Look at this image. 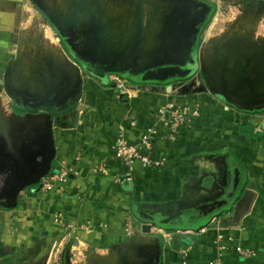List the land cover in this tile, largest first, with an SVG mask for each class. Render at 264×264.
Masks as SVG:
<instances>
[{"label":"crops","instance_id":"1","mask_svg":"<svg viewBox=\"0 0 264 264\" xmlns=\"http://www.w3.org/2000/svg\"><path fill=\"white\" fill-rule=\"evenodd\" d=\"M14 1L18 0H0V23L13 21ZM1 52L2 48L0 56ZM105 80L97 81L101 99L87 95L78 106L76 126L65 123L62 128L46 114L33 116L41 121L32 123V115L14 109L0 83V146L17 163L27 159L32 165V156L38 159L36 153L42 150L51 125L56 153L50 171L60 167L68 173V179L57 184L59 192L40 196L41 191L30 190L32 201L29 197L23 201L32 204L29 226L35 230L43 227V234L51 237L58 232L60 221L62 230L70 231L88 253H141L146 260L143 264H155V256L158 264H264V112L245 115L204 94L198 100L201 116H193L171 131L160 111L169 101L193 108L195 99L173 96L158 84L140 85L130 80L134 90L118 97L108 85L111 82ZM148 129L152 130V147L147 152L137 144ZM119 133L128 144L137 145L141 155L160 161V166L149 167L139 159L132 163L116 159L113 146ZM251 136L257 137L252 141L247 138ZM232 155L247 173L239 202L201 230L167 231L158 226L175 227L187 214L201 219L221 204L215 200L214 207L202 213L196 209L198 204L211 203L204 199L217 194L214 186L209 190L207 182L203 184L205 177L212 176L210 166L214 163L221 160L220 164L226 165L225 171L224 167L220 171L229 185L221 196L237 186L239 167L230 163ZM4 165L0 159V175ZM22 193L15 208L0 209V224L7 225L4 232L11 236L1 237L3 243L20 242L21 221L31 212L22 204ZM134 221L140 222L141 231ZM145 224L153 225L148 233L142 230ZM133 259L130 257L135 264Z\"/></svg>","mask_w":264,"mask_h":264},{"label":"rangeland","instance_id":"2","mask_svg":"<svg viewBox=\"0 0 264 264\" xmlns=\"http://www.w3.org/2000/svg\"><path fill=\"white\" fill-rule=\"evenodd\" d=\"M13 4V21L0 23V80L3 81L7 74L5 82L9 81L18 89L31 90L35 101L51 98L52 101L59 99L66 103L67 97L74 107L67 114L52 119L60 128L65 123L76 126L78 106L88 99L87 95L100 100L102 92L99 83L87 72L78 70L68 58L60 44L61 38L79 55L90 52L92 57L112 61L115 69L130 61L137 71L149 62L158 64L155 59L176 57V46L182 44L175 29L181 12L189 13L190 19L197 20L206 6L214 5L215 13L201 35V55L204 58L264 48V0H18ZM103 28L105 30L101 33ZM166 72L161 71L162 75ZM109 81L111 84L108 85L118 97L127 96L134 90L130 87L133 85L114 74ZM164 88V92L173 96L195 99L197 107L191 109L196 113L195 117L201 116L198 100L204 94L209 95L208 92L193 90L187 93L174 86L167 92ZM8 94L11 99L10 94L13 93ZM5 110L9 115L8 107ZM37 121L41 119L32 117V123ZM220 161L210 166L212 176L203 180V184L207 182L205 186L208 185V189L214 186L212 190L217 194L204 199L211 203L197 205L196 209L201 213L214 207L216 196H221L223 188L229 185L224 172L220 171L222 167L225 171L226 165ZM23 192L22 204L31 212L26 214V220L21 221L24 226L17 232L20 234L19 244L7 240L1 242L4 235L6 239L11 236L4 232L7 225L0 224V264H107L108 260H113L111 264H132L130 257L134 258L132 262L135 264H143L145 259L141 253H136V256H130L126 251H114L110 255L88 253L78 245L70 231L62 230L60 221L58 232L51 237L43 234V227L33 229L29 226L33 218L32 204L23 202L25 197L32 201V192ZM40 194L44 195L45 191ZM36 220L37 223L44 222ZM134 223L141 231L140 222ZM156 258L154 263L158 264Z\"/></svg>","mask_w":264,"mask_h":264},{"label":"flooded vegetation","instance_id":"3","mask_svg":"<svg viewBox=\"0 0 264 264\" xmlns=\"http://www.w3.org/2000/svg\"><path fill=\"white\" fill-rule=\"evenodd\" d=\"M212 12L211 8L206 6V10L197 20L190 19L189 13H180L177 19V23H179L177 28L179 29V37L182 44L176 46V57L165 56V61L170 62L171 59H174L176 60L175 64L160 62L161 64L157 65V63L149 62L144 65L146 66L145 69H137L136 71L133 69L135 64H131L129 61V65L126 64L120 67V70L123 71L122 73L110 72L109 69L116 68L112 61L104 60V58H95L90 55V52H84L80 55L81 62L72 55L69 47L61 37L60 44L68 58L79 69L87 72L98 82L106 78L109 80L112 74L126 81L145 82L148 81L145 80L146 77L153 76V73L149 71L162 68L160 70L167 72L166 75L163 73L166 78L161 81V85H171L187 93L193 90L206 91L217 101L242 114L249 115L256 111L246 109H253L264 103L260 100L264 95V48L223 54L219 58H204L201 55V35L215 13ZM191 23H193V26H190ZM104 30L103 28L101 33ZM155 62H159V60ZM167 63L169 64L167 65ZM151 65H155V69ZM167 67L173 69L171 73H169V70H165ZM89 69L93 73L89 72ZM158 75L162 77V73H158ZM7 77L6 74L5 78ZM5 78L3 79L4 82L0 80V83L4 85L7 93H13L10 94L12 106L21 114H29L32 117L46 114L49 118H55L67 114L74 107L72 103H69L67 97H65L66 103L59 99L52 101L51 98L32 100L31 90L18 89L16 85L10 84L9 81L5 82ZM211 89H217L218 91H212ZM0 159L6 160L0 175V180L2 181L0 202H3L5 198L10 197L15 188L32 180V165L26 161L27 159L20 164L17 163L11 154L5 153L3 145L0 146ZM21 165H23L24 169L22 175H20L19 171Z\"/></svg>","mask_w":264,"mask_h":264},{"label":"built area","instance_id":"4","mask_svg":"<svg viewBox=\"0 0 264 264\" xmlns=\"http://www.w3.org/2000/svg\"><path fill=\"white\" fill-rule=\"evenodd\" d=\"M122 86V85H121ZM161 117L164 119V124L171 131H175V127L183 125L189 122V120L196 114L192 111L190 106L177 104L174 101H169L166 106L160 111ZM151 129H148L147 133H144L137 145L145 148L148 152L151 147ZM133 146L127 143L122 133H119L115 137L113 152L114 157L125 163H132L136 159L141 160L145 165L149 167H159L160 161L152 160L147 154L141 155L138 151V146ZM68 179V173L64 170L49 171L44 177L41 178L38 184V191H58L57 184L63 183ZM30 191V190H27ZM239 250V249H238Z\"/></svg>","mask_w":264,"mask_h":264},{"label":"water","instance_id":"5","mask_svg":"<svg viewBox=\"0 0 264 264\" xmlns=\"http://www.w3.org/2000/svg\"><path fill=\"white\" fill-rule=\"evenodd\" d=\"M190 26H193V23H191ZM175 29L178 30V34H179V29L178 28H175ZM67 46L69 47L70 51L72 52V55L77 60L81 61L80 55L78 53H76L70 45H67ZM165 58H166L165 56L161 57L160 58L161 60H159L157 65L161 64L160 62H163V63L169 62V61H165ZM155 60H158V59H155ZM169 63L175 64L176 60L171 59V61ZM169 63H167V65ZM151 66L154 69L156 67L155 65H151ZM76 68L78 70H80L78 66H76ZM145 68H146V66H143L142 68H139V70H143ZM148 68H150V67L148 66ZM160 69H162V68H160ZM160 69L158 68L156 70L149 71V72L153 73V76L146 77L145 80H149V81L152 80V81H156V82L160 81L159 83H161V81H163L164 78H166V76H165L166 74L165 75L163 74L162 77H159L158 73H161V71H162ZM165 70H169V73H171V70H173V69L172 68L169 69V67H167ZM109 71L110 72L111 71L116 72V73H122L123 72L120 69H109ZM109 71H107V72H109ZM89 72L93 73L91 69H89ZM166 90L171 91V85H166ZM211 90L212 91H218L217 89L216 90L211 89ZM196 91L201 92L202 90H196ZM260 100H262L264 102V95L262 96V98ZM79 109H80V107H79ZM246 110H251V111H256V112L264 111V103H262V105L259 107H256L253 109H246ZM48 127L50 129L48 128V133H47L48 135H47V138L45 139V142L42 146V150L39 153L35 152L36 156H37L36 158H38V159H35V157H34V160H33V156H32V161L34 162V164L32 163V180L27 181L26 183H23L22 185L15 188L14 191L12 192V194L10 195V197L5 198V200L3 202H0V209L15 208L17 206V199L19 197L20 192H22L23 190H29L27 187H30L31 185L38 184L39 180L51 170V163L55 157L56 150H55V146H54V141L52 139L51 125H49ZM1 160H3V159H1ZM3 161L5 162L6 160H3ZM19 171L21 173L20 175H22L24 172L23 165H21L19 167ZM35 191H38V189H36ZM142 230L144 232L148 233L151 230V225L150 224L143 225Z\"/></svg>","mask_w":264,"mask_h":264},{"label":"trees","instance_id":"6","mask_svg":"<svg viewBox=\"0 0 264 264\" xmlns=\"http://www.w3.org/2000/svg\"><path fill=\"white\" fill-rule=\"evenodd\" d=\"M211 11L215 12L216 7L214 5H210ZM212 12V13H213ZM207 24V23H206ZM205 24V26H206ZM121 76V75H120ZM108 81V79L106 78ZM133 84H140V85H150V84H158L160 86H166L167 84L161 85L162 83L155 82V81H145V82H140V81H132L130 80ZM122 101H124L123 98H121ZM264 111H259V112H253L250 114H257V113H262ZM257 136H251L247 137L249 140H255ZM230 163H237L238 161L236 158L232 155L229 157ZM239 170H238V184L235 186L234 189L231 190L229 195H224L219 197L221 204H219L217 207H214L212 211H210L207 215L203 216L201 219L193 218L190 215L184 216V218L181 220L179 225H176L175 227H170L168 225H158L159 227L167 230V231H177V230H200L201 228H205L211 221L212 219H217L222 214L226 211H229L234 204L239 202L243 196L244 188L246 185V170L238 164ZM29 190H36L38 189V184L32 185L31 187H27ZM26 189V188H25ZM217 199V202H218ZM216 203V201H215Z\"/></svg>","mask_w":264,"mask_h":264},{"label":"bare ground","instance_id":"7","mask_svg":"<svg viewBox=\"0 0 264 264\" xmlns=\"http://www.w3.org/2000/svg\"><path fill=\"white\" fill-rule=\"evenodd\" d=\"M165 87H166V86H165ZM183 95H184V94H183ZM185 95H186V94H185ZM181 97H182V96H181ZM182 99H183V98H182ZM182 99H181V100H182ZM78 101H79V100H78ZM76 103H77V102H76Z\"/></svg>","mask_w":264,"mask_h":264}]
</instances>
